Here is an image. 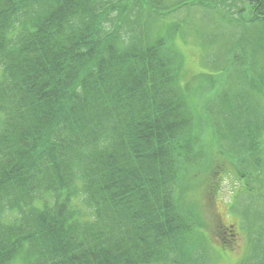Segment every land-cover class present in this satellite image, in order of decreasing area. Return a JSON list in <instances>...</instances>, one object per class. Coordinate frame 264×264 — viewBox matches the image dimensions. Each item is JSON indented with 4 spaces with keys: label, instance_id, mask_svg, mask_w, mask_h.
Instances as JSON below:
<instances>
[{
    "label": "trees",
    "instance_id": "16d2710c",
    "mask_svg": "<svg viewBox=\"0 0 264 264\" xmlns=\"http://www.w3.org/2000/svg\"><path fill=\"white\" fill-rule=\"evenodd\" d=\"M157 1L0 0V264L186 255L193 225L177 191L203 150L182 56L170 33L148 35L164 15ZM200 3L221 6L243 31L241 50L216 58L230 55L246 84L208 107L255 155L264 117L249 98L264 97V0Z\"/></svg>",
    "mask_w": 264,
    "mask_h": 264
},
{
    "label": "rangeland",
    "instance_id": "374dc122",
    "mask_svg": "<svg viewBox=\"0 0 264 264\" xmlns=\"http://www.w3.org/2000/svg\"><path fill=\"white\" fill-rule=\"evenodd\" d=\"M157 3L164 15L151 22L148 35L174 36L173 48L183 60L179 83L194 111L203 150L188 164L177 191L182 212L193 225L185 238L186 255H170L166 264H264V149L255 155L244 151L234 143L228 122L211 112L217 107H208L220 103V94L236 96L246 84L233 65L228 66L230 55L216 58L221 50H241L237 40L243 31L229 23L221 6L218 13H207L189 0ZM249 31L250 37H257L255 27ZM253 47L244 45L249 59ZM242 63L248 64L245 59ZM249 100L264 117V97ZM260 142L264 147V139ZM79 197L75 203L82 216L91 217L92 211Z\"/></svg>",
    "mask_w": 264,
    "mask_h": 264
}]
</instances>
